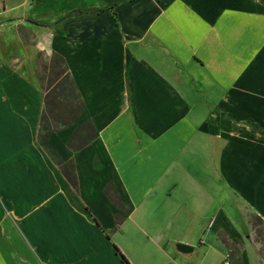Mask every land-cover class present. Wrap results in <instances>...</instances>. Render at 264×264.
Returning a JSON list of instances; mask_svg holds the SVG:
<instances>
[{
	"label": "crops",
	"instance_id": "crops-1",
	"mask_svg": "<svg viewBox=\"0 0 264 264\" xmlns=\"http://www.w3.org/2000/svg\"><path fill=\"white\" fill-rule=\"evenodd\" d=\"M39 53L65 59L84 103L45 142L76 189L37 142ZM86 120L95 137L72 151ZM254 216L264 0H0V264H121L115 248L130 264H219L227 245L262 264Z\"/></svg>",
	"mask_w": 264,
	"mask_h": 264
},
{
	"label": "trees",
	"instance_id": "trees-1",
	"mask_svg": "<svg viewBox=\"0 0 264 264\" xmlns=\"http://www.w3.org/2000/svg\"><path fill=\"white\" fill-rule=\"evenodd\" d=\"M35 73L42 92V108L38 121L37 142L42 146L47 155L55 163L69 184L76 189L77 182L72 161L63 162L57 152L48 147L45 142L52 132L76 123L84 103L80 97L73 79L69 73L65 59L56 53L46 56L39 53L36 59ZM95 137V127L91 120L79 124L67 141V146L76 151L84 147ZM112 184L105 188L113 203L122 208L115 193H110ZM254 226L260 235L258 226L264 227L262 220L254 216ZM229 253L233 264H241L239 249L237 246H229ZM115 252L121 258V264H130L127 258L115 248Z\"/></svg>",
	"mask_w": 264,
	"mask_h": 264
},
{
	"label": "rangeland",
	"instance_id": "rangeland-1",
	"mask_svg": "<svg viewBox=\"0 0 264 264\" xmlns=\"http://www.w3.org/2000/svg\"><path fill=\"white\" fill-rule=\"evenodd\" d=\"M238 206L239 205H237V207ZM253 221L256 222L254 219H253ZM258 230L260 231V235H261V238H262V245L260 246L261 262H262V264H264V227L259 225L258 226ZM200 234H201L200 230L192 229L191 230V239L193 240L194 238H197Z\"/></svg>",
	"mask_w": 264,
	"mask_h": 264
},
{
	"label": "built area",
	"instance_id": "built-area-1",
	"mask_svg": "<svg viewBox=\"0 0 264 264\" xmlns=\"http://www.w3.org/2000/svg\"><path fill=\"white\" fill-rule=\"evenodd\" d=\"M230 258H231L230 253L227 251L225 256H224V259L219 264H231Z\"/></svg>",
	"mask_w": 264,
	"mask_h": 264
},
{
	"label": "water",
	"instance_id": "water-1",
	"mask_svg": "<svg viewBox=\"0 0 264 264\" xmlns=\"http://www.w3.org/2000/svg\"><path fill=\"white\" fill-rule=\"evenodd\" d=\"M178 249L183 251V252H189L191 251V247L187 246V245H183V244H179Z\"/></svg>",
	"mask_w": 264,
	"mask_h": 264
}]
</instances>
